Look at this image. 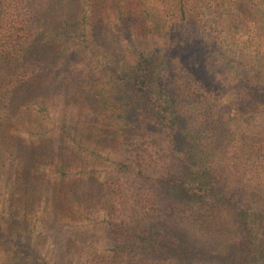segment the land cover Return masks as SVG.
Wrapping results in <instances>:
<instances>
[{"label": "trees", "instance_id": "obj_1", "mask_svg": "<svg viewBox=\"0 0 264 264\" xmlns=\"http://www.w3.org/2000/svg\"><path fill=\"white\" fill-rule=\"evenodd\" d=\"M122 1L132 12L133 25L145 35L151 34L153 26L161 27L165 35L172 36L170 24L175 22L179 23L177 34L169 44L130 49L116 64L110 59L100 65L99 53L104 45L99 44L88 51L93 61L83 65L81 50L75 51L76 55L53 49L56 38L53 27L48 26L49 14L44 6L53 0H20L16 25L9 9L12 0H0V188H6L9 197L0 213V236L10 242L6 245L0 241V264H51L29 239L17 235L20 218L16 198L33 203L47 196L48 202L53 200L61 207L67 203L65 198L82 197L79 188L76 196L75 190L66 194V187L54 181L51 197L44 188L48 175L39 171V167L46 160L52 167L61 163L57 171L66 177L78 156L74 150L70 151L75 149L76 140L71 144L64 138L66 126L76 125L85 110L98 117L96 111L106 109L123 118L117 133L124 135H118L116 141L146 136L165 144L166 153L178 163L177 171L163 178L174 189L172 195L208 229L213 228L214 235H222L220 239L231 237L227 246L211 245L199 253L185 252L177 256L166 241L152 233L139 237L144 246L131 255V262L191 264L193 256L198 255L206 264H264V209L242 189V172L235 170L240 163L228 167L215 157L222 149L220 137L209 150L210 161L205 160L198 139L209 131L199 132L193 127L196 124H190L192 127L188 124L193 114L184 111L188 109L187 103L180 102L182 98L188 99V90L176 91L183 86L176 87L174 69L179 53L195 57L199 61L196 66L199 74L226 76L215 88L235 91L237 98L228 99V106H238L239 110L264 106V54L253 61L247 60L243 46L237 42L238 36L248 35L247 31H264V0H241L239 8L226 7L224 0ZM107 4L106 0L99 1L101 10L94 12V18L104 13ZM17 6L14 5L15 11ZM86 17L84 13L83 18ZM80 27L69 29L77 30L70 38L82 35ZM94 77L105 78L111 85L109 100L87 92L90 78ZM47 107L60 110L58 144L53 137L30 142L38 140L30 135L34 123L45 119ZM99 122V132L105 131L103 119ZM212 127L209 129L213 134L216 124ZM241 148V159L245 162L251 145L246 143ZM118 167L125 171L131 165L120 162ZM66 168L68 173L64 171ZM33 169L38 170L35 178ZM252 187L258 195L256 184ZM127 227L121 223L115 231L122 232ZM127 231L135 236L133 230ZM184 244V248L194 246V242L184 241ZM65 258L59 264H67Z\"/></svg>", "mask_w": 264, "mask_h": 264}, {"label": "rangeland", "instance_id": "obj_2", "mask_svg": "<svg viewBox=\"0 0 264 264\" xmlns=\"http://www.w3.org/2000/svg\"><path fill=\"white\" fill-rule=\"evenodd\" d=\"M99 1L53 0L44 5L49 14L48 26L54 29L55 51L64 49V52L78 55L75 51L81 50L83 65H87L93 61V58L88 57L89 49L93 50L100 44L104 45L99 53L102 59L100 65L102 61L110 59L116 64L130 49H150L155 43L169 44V40L177 34L179 23L175 22L170 24L172 36L165 35L161 27L157 29L153 26L151 34L145 35L133 25L132 12L122 0H106L109 3L104 8L106 10L101 16L94 18V12L101 10ZM224 1L226 7L242 6L241 0ZM19 3L20 0H12L9 8L13 12L15 25L18 24ZM15 4H18L17 11L14 9ZM84 13L87 14L86 18H83ZM63 20L67 23L62 24ZM77 25H81L82 35L70 38L77 30L69 29ZM247 33L248 35L238 36L237 42L243 46L242 51L247 60L253 61L264 54V31ZM79 58L82 59L78 56ZM177 59L179 60L174 68L177 72L175 84L176 87H183L176 88V91L188 90V99L182 98L180 102L187 103L188 109L184 108V111L193 114V117L188 118V124H196L193 127L199 132L205 129L209 131L198 139L199 149L205 160L210 161L209 150H212L211 147L220 137L222 149L215 157L227 163L228 167L240 163L235 170L240 169L242 172V189H245L247 197L257 201L264 209V106H252L250 109L245 107L241 110L235 105L228 106V99L237 98L235 91L215 88V84L225 80V75H201L197 72L199 61L195 57L179 53ZM90 79L91 85L87 92H91L92 96L99 94L109 100L112 89L106 83L107 79ZM87 111L76 125L66 126L64 138L71 144L76 140L75 149L70 148V151L74 150L78 155L76 164L70 171L69 168L64 170L66 173L69 171L67 176L62 177L63 174L57 171L59 166L62 167L61 163H55L52 167L50 161L46 160L39 167V171L48 175L44 188L50 196L54 181L64 185L62 188L66 187V194L75 190L76 196L79 188L82 197L73 200L71 197L65 198L64 202L67 203L61 207L56 206L53 200L48 202L47 196H42L33 203L23 202L17 197L15 203L20 218L17 235L25 240L29 239L51 264H59L64 257L68 260L67 264H134L135 262L130 261L131 255L144 246L139 237L152 233L166 241L169 249L177 256L184 255L185 252L199 253L211 245L217 248L227 246L231 237L220 239L222 235H214L213 228L208 229L206 224L196 219L193 211L184 209L183 204L172 195L174 189L164 183L163 178L178 169L177 161L166 153L168 151L165 144L153 142V138L146 136L135 137L126 142L121 141L122 139L116 141L118 135H124L117 133L123 124V118L110 109L104 112L97 110L98 117L94 116V112L89 115ZM44 116V120L34 123V130L30 135L38 140L30 142L38 143L53 137L58 144L61 137L60 110L47 107ZM100 118L103 119L105 128L101 132L98 130ZM201 124L204 125L200 127ZM212 124H216L217 130L213 134L209 129ZM246 143L251 145V150L243 162L241 146ZM49 145L51 147L50 143ZM120 162L131 165L130 169L120 170ZM37 171H32L34 178ZM255 184L258 195L253 191L252 186ZM59 189L61 188L58 187ZM21 191L23 190L19 192ZM7 199L6 188H0V213L4 210ZM121 223L133 230L135 236L127 229L115 231V227ZM0 241L10 244L4 236H0ZM184 241L190 244L194 242V246L184 248ZM193 257L195 259L191 264H206L202 257Z\"/></svg>", "mask_w": 264, "mask_h": 264}]
</instances>
